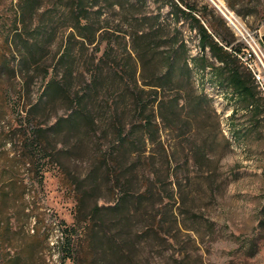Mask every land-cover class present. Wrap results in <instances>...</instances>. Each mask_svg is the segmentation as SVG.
<instances>
[{"label":"rangeland","instance_id":"1","mask_svg":"<svg viewBox=\"0 0 264 264\" xmlns=\"http://www.w3.org/2000/svg\"><path fill=\"white\" fill-rule=\"evenodd\" d=\"M53 1L44 0L34 12L36 0H25L24 10L19 0H0V93H19L26 80L34 102L42 94L43 75L35 63L53 65L69 34L61 19L45 10ZM215 1L254 39L256 44L245 33L252 49L230 26L250 47L242 56L260 76L262 89L264 0ZM17 32L23 37H16ZM187 39L197 54L195 33H187ZM26 43L32 45L30 51ZM105 45L100 43L96 57ZM93 49L82 50L78 71L92 70ZM26 60L32 63L29 72L20 68ZM89 75L75 82L87 87ZM195 84L204 89L211 107L198 118L183 113L177 125L163 128L159 137L173 155L181 189L171 185L165 166L153 181L144 158L109 157L108 152L104 157L100 152L118 137L113 119L117 105L126 111L127 132L138 128L130 84L114 74L90 96L99 122L68 134L66 148L60 140L51 141L44 157L37 153L26 159L31 165L13 159L9 140L24 134L21 113L0 103V188L6 187L0 194V264H72L68 259L63 263L65 253H91L86 264H107L103 253H111L108 261L121 260L117 264H153L155 257L170 264H264V105L242 103L231 89L215 85L209 77L197 76ZM66 109L61 102L51 104L46 112L35 111L36 121L50 127ZM191 127L193 136L188 137ZM76 137L83 143L76 146ZM134 141L142 147L140 138L131 135L126 140ZM155 150L163 159L162 149ZM95 178L101 188L94 190ZM118 201L119 208L107 210ZM96 205L104 209L92 217Z\"/></svg>","mask_w":264,"mask_h":264},{"label":"trees","instance_id":"2","mask_svg":"<svg viewBox=\"0 0 264 264\" xmlns=\"http://www.w3.org/2000/svg\"><path fill=\"white\" fill-rule=\"evenodd\" d=\"M24 1L18 2L22 10ZM43 1L36 0L38 7L31 8V11L38 12ZM52 4L45 10L61 19L62 27L69 34L62 42V51L55 56L53 65L35 63L43 75L42 94L34 102L26 80L22 81L19 93L10 90L0 93V103L21 113L24 134L13 135L9 139L14 146L13 159L16 161L31 165L26 159L35 157L37 153L44 157L51 141L60 140L62 147L66 148L63 140L68 134L97 124L99 120L93 115L90 96L99 92L100 85L112 74L130 84L138 128L131 134L127 132L126 111L117 105L113 119L117 120L118 137L114 139L112 148L103 150L100 147V152L104 157L108 152L109 157H133L140 161L144 158L150 168L146 167L149 179L153 181L165 166L167 178L176 189L182 188V179L174 167L173 155L159 138L160 131L175 127L185 112V115L198 118L205 107H211L204 89L196 88L197 76L200 79L209 77L215 85L231 89L239 101L250 107L257 102L264 105V89L260 88L253 71L240 58L249 49L248 45L235 36L227 19L210 0H54ZM229 6L234 8V5ZM187 33H195L198 40L199 52L195 55ZM16 34V37H23L22 33ZM102 42H106L105 49L100 57H96ZM25 46L29 51L32 48L29 43ZM88 47L94 48L92 70L84 68L78 71L76 66L81 65V52ZM31 65L26 60L20 68L24 67L23 71L29 72ZM5 67L14 69L9 63ZM88 73L87 87L75 82L78 78L84 81ZM190 96L196 99L191 100ZM58 102L67 106L66 113L50 127H42L36 121L35 111L46 112L51 104ZM190 129L188 137L193 136L191 131L194 128ZM131 135L142 139V147L135 141L131 144L126 142ZM82 143L81 138L74 139L76 146ZM156 147L164 153L161 160L157 158ZM46 159H43V164ZM88 180L90 178L85 177V181ZM91 181L94 190L101 188L99 178ZM5 189L2 186L0 194ZM78 202L81 199L78 198ZM120 206L121 201H118L107 210ZM103 209L96 205L91 211L92 217H97ZM86 218L82 220L87 221ZM103 255V262L107 264L121 262L114 258L109 262L111 253ZM90 256L91 253H65L63 263L68 259L72 264H86ZM164 259L155 257L153 264H170Z\"/></svg>","mask_w":264,"mask_h":264},{"label":"built area","instance_id":"3","mask_svg":"<svg viewBox=\"0 0 264 264\" xmlns=\"http://www.w3.org/2000/svg\"><path fill=\"white\" fill-rule=\"evenodd\" d=\"M225 10L227 11V13L225 12V15H224V17L227 19V21H228V23H229V25L230 26H233L241 35H242V37L247 41V43L249 44V46L252 48V49H254V47H253V45L251 44V42L247 39V37L248 38H250V40L253 42V43H255V41H254V39L250 36V34L246 31H243L237 24H236V22H235V17H234V15L232 14V13H230L226 8H225ZM247 34V37H246V34ZM256 44V43H255ZM250 47H249V49L247 50V51H250ZM252 55V54H251ZM251 55H249V56H251ZM240 58L242 59V61L253 71V73H254V75L257 77V80H258V82L260 81V76H257L256 74H255V71H254V69H253V67L251 66V65H248L247 64V57H243V56H240ZM263 85V84H262ZM262 89H264V87H262Z\"/></svg>","mask_w":264,"mask_h":264},{"label":"water","instance_id":"4","mask_svg":"<svg viewBox=\"0 0 264 264\" xmlns=\"http://www.w3.org/2000/svg\"><path fill=\"white\" fill-rule=\"evenodd\" d=\"M211 2H212V4L217 8V9H219V11L223 14V15H225V12L221 9V7L217 4V2L215 1V0H210ZM262 41H263V43H264V35H263V37H262Z\"/></svg>","mask_w":264,"mask_h":264}]
</instances>
